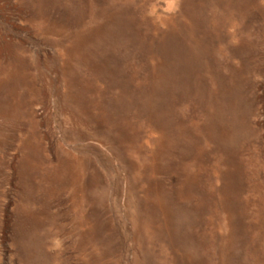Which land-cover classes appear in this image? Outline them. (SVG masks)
Masks as SVG:
<instances>
[{"label": "rangeland", "instance_id": "1", "mask_svg": "<svg viewBox=\"0 0 264 264\" xmlns=\"http://www.w3.org/2000/svg\"><path fill=\"white\" fill-rule=\"evenodd\" d=\"M0 264H264V0H0Z\"/></svg>", "mask_w": 264, "mask_h": 264}]
</instances>
